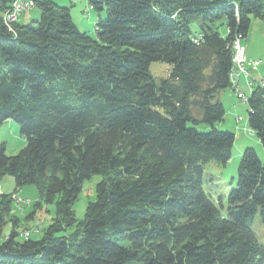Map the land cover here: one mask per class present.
I'll return each instance as SVG.
<instances>
[{
  "label": "trees",
  "instance_id": "obj_1",
  "mask_svg": "<svg viewBox=\"0 0 264 264\" xmlns=\"http://www.w3.org/2000/svg\"><path fill=\"white\" fill-rule=\"evenodd\" d=\"M32 1L38 20L7 25L14 0H0V126L16 123L25 141L16 156L0 145V179L13 193L34 186L55 217L38 241H18L12 194L0 195V264H264L250 227L264 217V160L243 151L225 218L202 189L204 166L231 156L234 135L214 129L220 95L234 90L233 41L264 23V0H97L96 38L69 8ZM154 62L165 78L150 75ZM246 103L264 151V84Z\"/></svg>",
  "mask_w": 264,
  "mask_h": 264
},
{
  "label": "rangeland",
  "instance_id": "obj_2",
  "mask_svg": "<svg viewBox=\"0 0 264 264\" xmlns=\"http://www.w3.org/2000/svg\"><path fill=\"white\" fill-rule=\"evenodd\" d=\"M60 7L70 9V15L74 24L81 31L91 38H96L95 24L97 14L94 10L88 9L91 3L97 0H51ZM87 10L89 15H87ZM21 24H27L36 21L40 17L38 9L34 8L20 15ZM104 15H102L103 17ZM27 17L28 21H24ZM23 18V19H22ZM192 33L196 32V23H192ZM218 32L224 36L225 27L219 26ZM242 45L246 46V57L248 62L259 61L257 70H249L246 66V72L250 74L249 80L241 75L240 89L246 98L251 95L248 82H264V23L258 19H251L250 26ZM252 60V61H251ZM150 75L154 79L165 78L169 72V66L166 63L154 62L149 67ZM247 77V76H246ZM244 78V79H243ZM246 81V82H245ZM223 101L222 105L225 115L222 121L214 124V129L219 132H230L234 135V142L231 149V156L224 166L213 163L204 166L202 175V189L205 195L210 199L218 210L221 217L227 216V196L235 187L238 179V167L241 155L246 148H252L257 153L259 159L264 160V151L255 134L250 130L247 124L248 105L246 102L237 98L236 93L227 89L220 95ZM233 108L235 110H233ZM241 117L240 120L236 119ZM208 132L210 127L201 128ZM5 147L7 156H16L25 146L24 138L20 135L19 127L16 123L8 120L0 126V145ZM97 176L91 177L83 182L82 190L77 201L72 206L75 217L82 220L88 202H91L95 196V184L98 182ZM15 189L13 178L4 176L0 179V195L15 194L28 204L13 202L10 219L17 220L18 227L15 229L20 235L18 241H24L22 235L28 232L31 241H38L42 237L43 230L51 223L55 217L54 205L45 204L40 201L38 193L34 186L26 185L13 193ZM30 215H32L30 217ZM251 230L264 251V217L256 213L250 224ZM12 230V223H7L3 229V235H9Z\"/></svg>",
  "mask_w": 264,
  "mask_h": 264
},
{
  "label": "built area",
  "instance_id": "obj_3",
  "mask_svg": "<svg viewBox=\"0 0 264 264\" xmlns=\"http://www.w3.org/2000/svg\"><path fill=\"white\" fill-rule=\"evenodd\" d=\"M31 4H35L32 0H14L11 4L10 9L4 14V20H7L8 23H16L21 14L28 12ZM233 56H232V64L233 67L229 73V80L232 88L236 91L239 77L242 75L247 80L249 78L246 77V66L249 70H257L260 65L259 61L248 62V58L246 57V46L242 45V39L240 36L236 37L232 44ZM261 84H264L263 81H260ZM248 86L250 91L252 89V82L249 81ZM236 96L238 99L246 102L247 98L240 92H236ZM239 120V119H237ZM236 120V121H237ZM11 197H14V201L22 202V204H28V202H24L18 195L13 194ZM24 239L29 237L28 232H24L22 235Z\"/></svg>",
  "mask_w": 264,
  "mask_h": 264
},
{
  "label": "crops",
  "instance_id": "obj_4",
  "mask_svg": "<svg viewBox=\"0 0 264 264\" xmlns=\"http://www.w3.org/2000/svg\"><path fill=\"white\" fill-rule=\"evenodd\" d=\"M20 17H21V16H20ZM20 17H19V19H20ZM19 19H18V21H17V22H18V23H22V22H21V20H19ZM22 19H23V18H22ZM72 19H73V18H72ZM24 21H26V23H27V21H28V18H27V17H25V18H24ZM73 22H74V21H73ZM225 33H226V31H225ZM225 33H224V35H225ZM240 78L242 79V77H241V76L239 77V82H238V86H237V89H236V91H234V90H232V89H231V90H232L234 93L238 92V91H239V89H240V80H241ZM243 79H244V78H243ZM245 82H246V81H245ZM221 94H222V93H221ZM220 101H221V103H223V101H222L221 99H220ZM233 110H235V109L233 108ZM237 119H239V120H240V119H241V117H238ZM237 119H236V120H237Z\"/></svg>",
  "mask_w": 264,
  "mask_h": 264
},
{
  "label": "bare ground",
  "instance_id": "obj_5",
  "mask_svg": "<svg viewBox=\"0 0 264 264\" xmlns=\"http://www.w3.org/2000/svg\"><path fill=\"white\" fill-rule=\"evenodd\" d=\"M34 7H35V4H31L29 10L33 9ZM4 22H5L7 25L12 24V23H8L7 20H4ZM251 61H252V60H251ZM252 62H255V61H252ZM252 71H254V70H252ZM246 76H247V78H250V74H248L247 72H246ZM12 199L14 200V197H12ZM15 202H16V203H21V204H22V202H18V201H15Z\"/></svg>",
  "mask_w": 264,
  "mask_h": 264
}]
</instances>
